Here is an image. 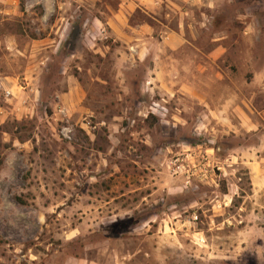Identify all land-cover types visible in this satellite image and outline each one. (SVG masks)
I'll return each mask as SVG.
<instances>
[{
	"label": "rangeland",
	"instance_id": "rangeland-1",
	"mask_svg": "<svg viewBox=\"0 0 264 264\" xmlns=\"http://www.w3.org/2000/svg\"><path fill=\"white\" fill-rule=\"evenodd\" d=\"M45 1L0 0V264H264V197L246 163L263 143L229 110L246 97L215 79L264 76V0L223 5L218 32L195 4L160 1L155 19L137 8L131 21L155 27L143 52L108 25L84 29L86 0L66 2L75 20L57 31ZM164 25L193 45L169 51ZM214 33L235 55L202 62L195 42ZM260 82L241 87L257 108ZM190 146L210 160L206 182L168 167Z\"/></svg>",
	"mask_w": 264,
	"mask_h": 264
},
{
	"label": "crops",
	"instance_id": "crops-1",
	"mask_svg": "<svg viewBox=\"0 0 264 264\" xmlns=\"http://www.w3.org/2000/svg\"><path fill=\"white\" fill-rule=\"evenodd\" d=\"M72 1V3L77 0H67V1H61V0H46L44 3L50 5V2L52 3L53 10L57 11L56 13V21L55 26L57 31L63 32L65 29H70L73 24V20H75L74 11L66 10V12L63 11V6L66 4V2ZM80 1V0H78ZM84 1V0H82ZM87 3L90 5V7H87V16L84 18V21L82 23V26L87 31H94V30H100L101 27L108 25L109 28L112 29V34L117 39H123V46H133V48L136 49L137 52H143L144 48L148 46L149 42L146 41L147 39H144L141 37L142 34L147 33V35H152L153 30L155 29L154 25L144 22H132L133 20L130 18L131 13H133L137 8H140L144 11H147L148 15L152 18L155 17V9L159 8L156 4H159L160 1L163 0H119L117 7H111L107 4H104L101 0L100 5L97 6L96 0H86ZM169 2H172L173 0H168ZM184 5L189 4H195L197 7L201 8V11L199 12L200 15L198 16V24L201 27L210 26V28L214 31H222L225 30V26L221 27L220 25H225L224 18H221V23L219 25L217 22L214 21V18L216 15H223L220 11L221 7L223 5H226L229 3L231 6L233 2H236L237 0H181ZM248 1V0H245ZM252 2V0H250ZM262 0H260L261 2ZM55 3L58 4L55 6ZM62 5V6H61ZM246 5V4H245ZM248 5V4H247ZM255 6V1L252 4ZM257 5V4H256ZM144 6V7H143ZM168 6V5H167ZM169 7V6H168ZM62 10L60 11L59 9ZM29 11L30 9H26ZM51 11V10H50ZM50 14L51 12H47ZM185 14L187 12L185 11ZM184 14V15H185ZM248 15V14H246ZM245 13H240L241 17H246ZM181 20L183 19V14L180 16ZM155 19V18H154ZM132 20V21H131ZM243 23L247 24L250 27V24L247 20L243 21ZM166 28L167 36L163 40V44H165V47L169 48L170 50H177L182 46H188L193 45V42L191 43L187 38L183 37L184 34L179 36V38L176 39V31L169 28L167 25H164ZM248 27V28H249ZM220 28V29H219ZM247 29V28H246ZM126 30L133 31L135 34H137L138 37H136L137 40L135 42H128V40H125L126 36ZM183 32V30H182ZM181 32V33H182ZM153 36V35H152ZM149 38V37H147ZM225 36L220 35L218 33H214V36L211 37L210 41L201 42L200 44L196 45V49L200 52L199 57L201 58L202 62H217L220 61L222 58H227L231 55H235V51H231L232 46L234 47L235 44L230 41H224ZM125 43V44H124ZM189 43V44H188ZM210 46V50L205 51L204 46ZM202 48V49H199ZM209 60V61H208ZM226 74V73H225ZM217 74V82L219 79H222V82L224 83L222 87L227 88L229 91L232 92H238L243 94V96L246 97V100L242 99V102L245 104V106L241 105L238 100H236L233 104V107H229V103H231L232 99H229L227 101V106L229 107V110L233 114V120L237 118L239 119V124L244 125L245 129H248L249 131L252 130H258V134L260 135L261 141L263 145L260 148L255 147H248L246 154L248 155L246 163L249 165V173H250V180H251V189L259 196L264 197V104L260 106L259 108L255 107L252 103L253 99L251 98V95L247 97L243 93V88L250 87L255 88L257 85L261 84V79L264 77L262 76V73H255L251 77V81L245 82L244 86L240 85L233 80L231 76H221L219 78ZM214 77H212L213 79ZM207 85V84H206ZM202 88H205V83H203ZM195 94L198 96V99L205 103L204 105L209 106L210 112L213 110H218V108L215 109L213 107V101L209 100L207 98L206 93L204 90L197 89L195 91ZM226 106V107H227ZM223 110L226 108H224ZM207 108L203 107V112L205 113L208 111ZM216 116V112L212 114ZM235 115V116H234ZM236 119V121H238ZM220 121V117H219ZM260 151V153H259ZM262 151V152H261Z\"/></svg>",
	"mask_w": 264,
	"mask_h": 264
},
{
	"label": "built area",
	"instance_id": "built-area-1",
	"mask_svg": "<svg viewBox=\"0 0 264 264\" xmlns=\"http://www.w3.org/2000/svg\"><path fill=\"white\" fill-rule=\"evenodd\" d=\"M201 146H197L199 149ZM177 151L171 157L168 167L174 175H183L186 182L192 181L206 182L210 177L209 167L211 166L209 158L199 150V153H191L190 149Z\"/></svg>",
	"mask_w": 264,
	"mask_h": 264
}]
</instances>
